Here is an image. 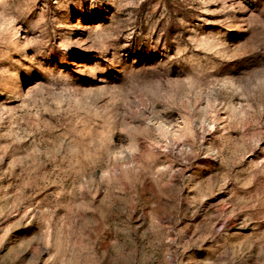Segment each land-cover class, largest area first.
I'll use <instances>...</instances> for the list:
<instances>
[{"label":"rangeland","instance_id":"obj_1","mask_svg":"<svg viewBox=\"0 0 264 264\" xmlns=\"http://www.w3.org/2000/svg\"><path fill=\"white\" fill-rule=\"evenodd\" d=\"M0 264H264V0H0Z\"/></svg>","mask_w":264,"mask_h":264}]
</instances>
